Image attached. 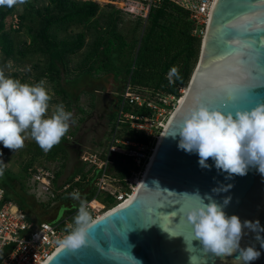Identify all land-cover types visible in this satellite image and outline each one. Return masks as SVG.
<instances>
[{
    "label": "water",
    "instance_id": "1",
    "mask_svg": "<svg viewBox=\"0 0 264 264\" xmlns=\"http://www.w3.org/2000/svg\"><path fill=\"white\" fill-rule=\"evenodd\" d=\"M196 97L225 113L264 104V0H213L187 93L160 133L133 197L94 219L86 245L60 246L44 264H237L239 253L222 258L204 251L185 212L198 206L197 192L220 205L230 197L227 216L264 228V175L249 167L246 175L227 178L213 160L201 168L197 153L178 148L183 114ZM228 185L226 192H213ZM244 231L241 247H254L261 256L252 264H264V232Z\"/></svg>",
    "mask_w": 264,
    "mask_h": 264
},
{
    "label": "clouds",
    "instance_id": "2",
    "mask_svg": "<svg viewBox=\"0 0 264 264\" xmlns=\"http://www.w3.org/2000/svg\"><path fill=\"white\" fill-rule=\"evenodd\" d=\"M28 0H0V7L13 8L24 5ZM174 78V79H173ZM169 83L182 79L178 68L173 66L168 73ZM41 80L36 85L21 83L6 77L0 69V143L12 151L22 149L26 139H33L45 152H49L68 133L76 121L73 114L65 110L63 103L55 105L49 118L51 96ZM178 148L186 153H197L201 168H209L207 161H214L215 168L228 173L227 178L244 176L249 167L257 168L264 175V104L251 110L224 112L210 110L200 103L199 97L183 114V126L179 130ZM176 136V135H174ZM5 164L0 161V177L4 176ZM231 185L213 189V192L228 191ZM79 201L74 227L57 243L66 249L76 250L86 245L89 229L96 223L88 209L87 201L81 198L79 190L70 193ZM198 206L185 212L186 221L191 225L194 240L203 250L217 257L236 256L237 264H252L261 253L254 247H241V240L251 232H264L259 222L243 221L236 215L227 216L224 207L230 203L228 197L223 205L212 196L201 197L197 192ZM207 200V203L205 202ZM257 240L262 238L257 235ZM264 247V243H261Z\"/></svg>",
    "mask_w": 264,
    "mask_h": 264
},
{
    "label": "trees",
    "instance_id": "3",
    "mask_svg": "<svg viewBox=\"0 0 264 264\" xmlns=\"http://www.w3.org/2000/svg\"><path fill=\"white\" fill-rule=\"evenodd\" d=\"M98 10V3L90 0H48L42 8L27 4L25 12L18 16V19L21 25L26 22V32L30 41L16 51L10 35L11 30L6 24V19L14 12V7H0V52L5 58L13 57L15 54L23 58L28 53H39L46 62L44 75L50 80L60 79L61 70L65 71L66 69V57L75 55L84 47L86 34L79 32L74 36L58 39L57 32H67L71 26L85 27L92 23L95 36L91 46L92 54L88 58L95 57L98 63L96 66L89 65L84 72L88 74L92 72L96 74L113 73L114 62L119 61L122 57H127L128 63L123 73L126 79L130 77L132 85L147 90L161 89L167 94L178 95V88L189 81L201 42V37L192 35L194 24L190 21L188 12L170 1L161 0L156 6L150 8L146 20L134 17L136 20L134 30L142 29V35L130 44L117 32L123 12L119 9L116 10L117 14L110 21L109 35L104 38V36H100L97 24L93 23ZM17 31L18 29H12V32ZM173 66L178 68L182 79L170 84L166 75ZM59 94L62 96L63 103L67 105L66 110L68 111L71 101L67 100L64 91H59ZM119 100L120 96L117 107ZM79 110L82 112L81 109ZM115 114L116 112L110 116V121H114ZM124 136L138 142H148L146 137L138 134ZM62 140L65 142L64 137ZM2 149L7 148L2 146ZM35 152L37 155L45 153L38 145H36ZM57 154L58 150L54 146L47 152L46 157L52 160ZM134 169L135 166L130 158L116 155L110 167V174L117 179L115 184L118 187L128 190L125 180L130 177ZM75 175H80L81 180H84L87 172L76 171L66 182L71 181ZM59 176L60 172L57 171L56 180ZM76 185L79 187L82 199L89 201L94 195L92 178L83 185ZM0 188L4 191L3 200L15 203L26 213L29 220L37 224L47 222V220L39 219L37 214L34 215L35 220H33L31 213L34 206L31 203V196L26 194L22 187L16 188L8 182L0 180ZM70 193L72 192L60 193L56 200L59 197H70ZM99 200L105 204L107 209L114 207L117 203L115 200L102 197ZM78 206L60 208L64 213L62 216L72 214ZM75 216L71 218L73 226ZM51 219L53 217L48 220ZM11 249V246H7L0 250V261Z\"/></svg>",
    "mask_w": 264,
    "mask_h": 264
},
{
    "label": "built area",
    "instance_id": "4",
    "mask_svg": "<svg viewBox=\"0 0 264 264\" xmlns=\"http://www.w3.org/2000/svg\"><path fill=\"white\" fill-rule=\"evenodd\" d=\"M161 0H124L123 13L147 18L151 7ZM186 10L190 21L194 24L192 35L202 37L205 24L213 0H167ZM166 79L169 82L168 75ZM188 84V83H187ZM187 84L178 88V95L167 94L161 89L147 90L132 85L130 77L120 92V100L115 118L109 133L106 148L102 152L82 154L79 159L87 167V176L81 180L75 175L71 181L58 185L57 171L48 167L34 166L27 171V188L36 202L43 205H53L58 194L79 190L76 184L83 185L92 178L94 195L87 201L88 209L93 219L100 217L111 209L123 204L135 191L151 157L152 144L159 138L169 117L178 106V101L184 95ZM141 135L148 142H138L124 135ZM65 140L71 141L68 134ZM122 155L130 158L135 166L131 175L125 181L128 190H123L115 183L110 174L113 158ZM4 191L0 188V250L11 246L10 252L2 258L0 264H44L60 247L57 241L64 239L72 230L71 218L77 215L75 211L62 216L53 222L39 224L27 218L26 213L11 201L3 200ZM115 200L114 207L107 209L99 198Z\"/></svg>",
    "mask_w": 264,
    "mask_h": 264
},
{
    "label": "rangeland",
    "instance_id": "5",
    "mask_svg": "<svg viewBox=\"0 0 264 264\" xmlns=\"http://www.w3.org/2000/svg\"><path fill=\"white\" fill-rule=\"evenodd\" d=\"M90 1L99 5L93 23L97 24L100 36L105 38L109 35L110 21L117 14L116 10L124 7V0ZM47 2L48 0H28L24 5L14 6V12L7 17L6 24L11 30L10 35L16 51L30 41L26 32V22L23 25L19 24L18 16L25 12L27 4L42 8ZM135 24L134 16L123 13L117 27V32L130 44L142 35V29L134 30ZM91 25L92 23L85 27L71 26L67 32H57L58 39L74 36L79 32L86 34L84 47L75 55L66 57V69L65 71L61 70L60 79L50 80L44 75L46 62L39 53H28L23 58L16 54L13 57L5 58L0 52V69L5 72L6 77L29 85H36L41 80L45 81L44 87L51 96L50 108L45 118L52 115L55 105L63 103L62 96L59 94V91L62 90L66 93L67 100L71 101L68 111L73 114L72 118L76 121L75 124H71L66 134H69L72 140H65V142L62 140L56 145L58 154L52 160L47 159V153L37 155L35 148L38 144L31 138L26 139L24 147L16 151L2 149L3 144L0 143V161L5 164L4 176L0 177V180H4L16 188L22 187L28 195H30L26 186L28 169L34 166H49L60 172L57 179V184L60 185L68 181L76 171H86L87 167L82 165L79 159L82 154L102 152L107 146L113 123L109 119L116 112L118 97L126 83V76L123 72L128 58L122 57L119 59L120 62L115 61L113 73L96 74L92 72L88 74L84 72L89 65L96 66L98 63L95 57L88 58L92 54L91 46L95 36ZM12 29H18V31L12 32ZM64 105L66 110L67 105ZM155 143L152 144V148ZM30 199L34 206L31 213L33 220H35L34 215L37 214L39 219L47 220V222L55 221L64 214L60 208L79 205V201L73 200L71 197H59L53 205L49 206H43L36 202L32 196ZM52 217L53 219L48 220ZM71 226L74 227L73 224Z\"/></svg>",
    "mask_w": 264,
    "mask_h": 264
},
{
    "label": "bare ground",
    "instance_id": "6",
    "mask_svg": "<svg viewBox=\"0 0 264 264\" xmlns=\"http://www.w3.org/2000/svg\"><path fill=\"white\" fill-rule=\"evenodd\" d=\"M186 93H187V89L185 90L184 95H182V96L180 97V99H179V101H178V106H177L176 109H175L176 111L178 110V108L180 107L181 103L183 102ZM133 195H134V194H133ZM133 195H131V198L133 197ZM131 198H130V199H131ZM130 199H129V200H130ZM129 200H126V201H125L123 204H121V205H125L126 203L129 202Z\"/></svg>",
    "mask_w": 264,
    "mask_h": 264
}]
</instances>
